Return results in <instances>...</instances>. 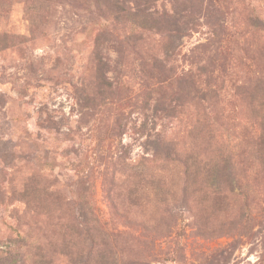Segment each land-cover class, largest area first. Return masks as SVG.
I'll use <instances>...</instances> for the list:
<instances>
[{
  "label": "rangeland",
  "instance_id": "1",
  "mask_svg": "<svg viewBox=\"0 0 264 264\" xmlns=\"http://www.w3.org/2000/svg\"><path fill=\"white\" fill-rule=\"evenodd\" d=\"M104 250L264 264V0H0V264Z\"/></svg>",
  "mask_w": 264,
  "mask_h": 264
},
{
  "label": "trees",
  "instance_id": "2",
  "mask_svg": "<svg viewBox=\"0 0 264 264\" xmlns=\"http://www.w3.org/2000/svg\"><path fill=\"white\" fill-rule=\"evenodd\" d=\"M137 15L138 14H136L135 16H137ZM178 33H179L178 30L174 31V36H171L170 39H173V38L176 39L179 36ZM215 188H217V186H215ZM82 217H83V226H84L83 227V230H84L83 233L84 234H86V233L91 234V233L97 231V230H95L94 227H90V225L87 224L88 214L82 213ZM79 227L80 226H78V225L74 226V228H76V230L74 229L76 234L80 233V231L78 230ZM83 233H80V235ZM107 253H108V250H106V251L104 250V251L100 252L99 253L100 255H98V259H99L98 262L100 261L103 264L104 261L107 259V257H109ZM90 256H91V252L89 254H87L85 259H84L83 255H81L80 253H77L76 256L74 255V259L72 260V264H90V262L86 261L88 259V257H90ZM100 262H99V264H100ZM45 264H48V263H45ZM104 264H107V263L105 262Z\"/></svg>",
  "mask_w": 264,
  "mask_h": 264
}]
</instances>
